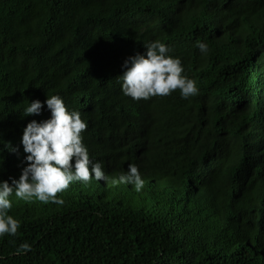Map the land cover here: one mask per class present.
I'll list each match as a JSON object with an SVG mask.
<instances>
[{
	"label": "trees",
	"instance_id": "obj_1",
	"mask_svg": "<svg viewBox=\"0 0 264 264\" xmlns=\"http://www.w3.org/2000/svg\"><path fill=\"white\" fill-rule=\"evenodd\" d=\"M155 40L197 96L123 95L124 60ZM47 95L88 122L109 180L63 206L10 197L21 227L0 264H264V0H0V148L19 149L0 152V180L26 166L23 129L50 112L23 110ZM129 165L141 192L111 183Z\"/></svg>",
	"mask_w": 264,
	"mask_h": 264
},
{
	"label": "clouds",
	"instance_id": "obj_2",
	"mask_svg": "<svg viewBox=\"0 0 264 264\" xmlns=\"http://www.w3.org/2000/svg\"><path fill=\"white\" fill-rule=\"evenodd\" d=\"M146 53H137L127 57L120 77L121 91L134 101L149 100L152 97H166L177 90L182 99L195 97L199 89L194 80L187 77L182 61L171 54L170 46L160 40L144 44ZM196 47L202 55L210 51L205 42L198 41ZM50 112V118L27 123L23 129L20 144L23 148L26 164L19 178L10 177L0 180V239L6 235L16 236L21 222L9 212L12 208L10 197L32 202L38 200L44 204L63 206L65 200L58 196L70 189L74 183L89 184L92 181H105L109 178L101 162L90 158L84 144V133L88 122L81 113L69 110L59 95H47L29 102L23 110V116H39L43 110ZM18 152L10 142L0 148ZM112 185L126 184L141 192L144 180L135 165H129L127 171L111 180ZM31 245L24 243L16 250V255L30 252Z\"/></svg>",
	"mask_w": 264,
	"mask_h": 264
}]
</instances>
